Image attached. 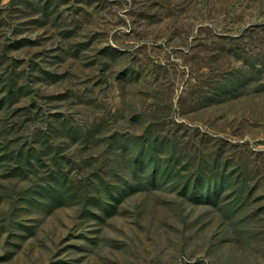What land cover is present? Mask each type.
I'll list each match as a JSON object with an SVG mask.
<instances>
[{
    "label": "rangeland",
    "instance_id": "obj_1",
    "mask_svg": "<svg viewBox=\"0 0 264 264\" xmlns=\"http://www.w3.org/2000/svg\"><path fill=\"white\" fill-rule=\"evenodd\" d=\"M0 264H264V0H0Z\"/></svg>",
    "mask_w": 264,
    "mask_h": 264
}]
</instances>
